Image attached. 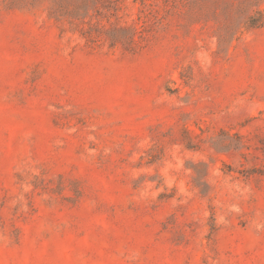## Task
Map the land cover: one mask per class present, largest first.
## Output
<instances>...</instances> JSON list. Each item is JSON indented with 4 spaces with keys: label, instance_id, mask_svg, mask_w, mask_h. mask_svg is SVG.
Returning a JSON list of instances; mask_svg holds the SVG:
<instances>
[{
    "label": "rangeland",
    "instance_id": "1",
    "mask_svg": "<svg viewBox=\"0 0 264 264\" xmlns=\"http://www.w3.org/2000/svg\"><path fill=\"white\" fill-rule=\"evenodd\" d=\"M0 264H264V0H0Z\"/></svg>",
    "mask_w": 264,
    "mask_h": 264
},
{
    "label": "trees",
    "instance_id": "2",
    "mask_svg": "<svg viewBox=\"0 0 264 264\" xmlns=\"http://www.w3.org/2000/svg\"><path fill=\"white\" fill-rule=\"evenodd\" d=\"M117 38H115V40L117 41V40H120V37L119 36H116ZM121 41V40H120Z\"/></svg>",
    "mask_w": 264,
    "mask_h": 264
}]
</instances>
